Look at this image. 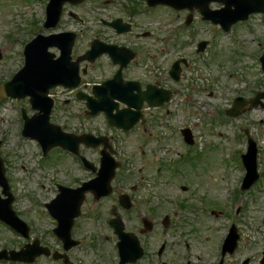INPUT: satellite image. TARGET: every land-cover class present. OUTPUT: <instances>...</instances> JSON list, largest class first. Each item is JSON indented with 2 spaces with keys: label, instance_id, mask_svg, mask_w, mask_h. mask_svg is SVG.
<instances>
[{
  "label": "rangeland",
  "instance_id": "374dc122",
  "mask_svg": "<svg viewBox=\"0 0 264 264\" xmlns=\"http://www.w3.org/2000/svg\"><path fill=\"white\" fill-rule=\"evenodd\" d=\"M46 1L0 0V47L5 48L0 61V82L10 79L23 66L24 44L38 33L49 34L65 30L79 32L84 28L85 31L77 37L73 48L75 56L88 50V42L91 43L94 39L91 36L140 49L142 56H146L147 62L145 69H142L145 64H136L137 72L144 74L148 71L149 76L154 75L161 81H164L166 76L168 77L166 83L179 89L177 96L166 105L167 107L155 111L158 114L155 120L159 124L155 125V130L163 131L166 137L162 150L159 151L161 160L169 162L170 158L176 159L175 149L185 150V147H189L180 138V129L190 127L195 135L191 159L185 160L182 166L170 161L171 166L178 170V175H170V177L178 179L181 178L180 175L186 174L185 182L181 181V183L187 184L189 178L193 181L188 190L193 198L191 197L189 201L193 200L195 212L192 213L198 220L194 224L189 222L193 215H189L190 211L185 210L172 218L173 230L183 231L190 237L198 258L211 259L218 263L220 256H216V244L221 242L218 241L219 237L227 234L226 224H231L228 220L230 212L234 214V223L236 222L240 241L236 251L225 257L224 264H242L246 258H250L248 264H260L264 250V109L246 108L235 118L225 115L227 122L221 124L211 121L210 116L201 117L194 106L203 99L213 107L211 110L215 111L220 107L228 108L233 97L238 94L252 97L264 90V76H262L264 74L261 73L259 63L264 53L263 14L251 15L246 23L233 25L232 33H228L222 32L218 25L203 21L197 10L194 12L191 24L186 26L184 21L189 14L187 10H175L164 5L148 7L144 0H85L76 6L66 4L59 25L55 29H45L43 28L45 10L42 6H45ZM129 5L136 13H128ZM211 7L219 8L221 4L214 2ZM69 10L84 19L83 22L69 16ZM115 17H120L129 23L133 22L132 31L127 34H117L100 23L101 18ZM143 33H149V36L143 37ZM235 34L240 43L235 42ZM201 40H207L208 46L204 52L197 53V44ZM238 44H241V47ZM144 50L148 52L145 54ZM51 51L57 52L55 48ZM180 57L188 59V66L183 68L182 78L176 84L171 81L168 70ZM111 71L112 68H109L102 59L97 60L90 66L89 77L108 75ZM22 107L26 108L29 115L34 113L28 98L0 99V158L4 161L6 176L15 197L13 207L21 218L28 222V218L30 219L33 225L30 241L37 237L42 245L61 251L62 246L55 242L51 233L54 225L52 219L46 216L43 200L49 201L52 196L51 179H67V177L75 179L81 174V170L76 165L73 166L70 157H65L57 149L42 156L35 141L23 137ZM69 107L76 109L78 105L71 101L64 107L63 113H66ZM217 115V120L223 122L224 114L217 112ZM161 119L165 120L168 128L160 125ZM73 120L75 119L71 118L70 122ZM73 128L86 129L94 133L112 132L101 117L84 120L82 123L74 121L69 129ZM245 129L249 131L258 146L257 162L260 178L251 187L253 192L241 195L240 199L232 202L230 200L232 194L230 193L229 196L225 191V181L228 180L230 189L234 190L235 186L239 185L238 180L242 179L244 171L227 169L226 166L231 168L241 165V154L247 147ZM217 132L221 133V136H217ZM239 134L242 138L238 136ZM129 135L119 144L121 152L125 154L120 173L122 177L132 178L137 176V170L141 166L139 159L135 157L140 155L139 147L144 146L149 158L152 156L148 142L141 144L143 136L137 132ZM232 146L234 148L230 153L228 148ZM152 150L156 151V148ZM67 168L72 170L67 171ZM152 168L146 169L150 173L147 179L155 181L157 177L154 179L155 176H152ZM40 173L42 176H39ZM85 176L84 172L83 177ZM166 176L165 170L163 178ZM148 187L153 190L152 186ZM236 192H239V188H236ZM0 195L3 196L1 186ZM187 205L191 206V203L188 202ZM239 207L241 211L237 213ZM212 211H220L222 214L217 213L218 217H216L211 215ZM86 220L87 229L94 233V237L105 232L101 229L102 221L89 219L88 215ZM14 234L11 228L0 223V245L6 244L7 249L18 250L25 244L24 242H28ZM91 238L93 236L88 240ZM172 247L175 248L173 245ZM90 249L87 244L81 249L72 251L71 254L77 261L99 259L98 255L90 253ZM35 261L37 262L33 264H55L52 259L45 256Z\"/></svg>",
  "mask_w": 264,
  "mask_h": 264
},
{
  "label": "flooded vegetation",
  "instance_id": "af4514ba",
  "mask_svg": "<svg viewBox=\"0 0 264 264\" xmlns=\"http://www.w3.org/2000/svg\"><path fill=\"white\" fill-rule=\"evenodd\" d=\"M113 20V19H111ZM110 20H106L109 22ZM133 28V22H130ZM113 43V42H108ZM121 46H127L133 50V58L123 66L122 62H114L109 54H103L97 60H103L112 71L108 75L100 77H89L90 66L95 64L86 61L80 63V73L82 78L77 88L69 86H57L50 90V97L54 101L50 121L53 124L61 126V128L78 136H86V140L79 145L80 154L84 156L88 162L85 164L80 157L71 155V162L81 170L78 178L55 179L53 180L52 198L55 200L56 208L61 207L62 212L67 213L68 218L71 215L79 214L74 217L71 227L73 240H76L78 246H74L69 251V261H57V264H218L216 261L201 260L195 254V249L190 237L183 231H174V221L172 218L178 216L181 212L189 210V222L197 223L195 217V205L193 200L189 201L193 195L189 193V188L193 184L189 178L187 184L185 182L186 174L180 175L181 178L174 179L170 175H178V170L172 167L171 162H175L178 166L186 158L194 152V146L185 147L186 157L179 159L170 158L161 160L159 151L162 150L163 143L166 140L163 131L155 130V125H159L155 120L158 117L156 110L164 109L166 105L177 95V89L169 86L166 83L168 77H164V81L149 76L145 71L138 73L135 69L136 64H145L142 69L146 68V56H142L141 50L135 47H130L123 43H113ZM145 54L146 52L144 50ZM55 53V52H54ZM59 51L55 53V58L59 56ZM78 55H73V61ZM144 58V59H143ZM143 59V60H140ZM71 63H65V73L60 76L61 79L69 78ZM85 70V71H84ZM120 70V76L116 83H113L107 94L109 99L118 102V109H128V112L118 113V117L129 125L134 122L130 129L114 128L111 133L98 132L94 133L90 130H72L69 129L74 121L81 122L101 117L105 122L104 113L91 115L88 110V100L98 99L93 96L94 86L106 81L114 79L117 72ZM169 75V72H168ZM170 77V75H169ZM182 75L180 77V80ZM171 81L172 78L170 77ZM179 80V82H180ZM69 80L67 83H70ZM174 82V81H173ZM177 84V83H176ZM120 94L131 101L129 108L126 103L117 98H113V94ZM84 98L80 99L78 96ZM167 96H172L168 100ZM71 101L78 105L76 109L69 107L66 113H63L64 107L68 106ZM76 113V114H75ZM71 118L75 120L71 121ZM156 121V122H155ZM163 125L168 128L164 119H161ZM106 123V122H105ZM151 128V129H150ZM190 128V127H188ZM150 129V130H149ZM78 131V132H77ZM139 133L141 136V144L148 142L151 158L144 146L139 147L140 155L135 156L139 159L140 165L136 177H122L120 173L121 167L116 171V175L112 180V192L108 195L99 196L98 191L89 188L84 190V193L78 191L84 183L91 181L98 173V168L101 166V157L103 152H110L109 149H104L105 144L114 145L116 159L119 163L124 162L125 154L121 152L120 143L123 138L129 137L132 133ZM183 129H180V138H184ZM90 134L94 136L93 139ZM190 134L195 142V135L190 128ZM184 140V139H183ZM156 148V151L152 148ZM180 149H176L174 153ZM67 155V151H64ZM183 150L180 154L183 156ZM176 154V153H175ZM148 155V156H147ZM153 162H152V160ZM160 159V160H159ZM64 163V161H61ZM60 162V163H61ZM151 169L152 176L157 177L155 182L147 179L150 174L146 169ZM72 170L67 168V171ZM167 171V176L164 177V172ZM84 172L86 174L83 177ZM120 176V177H118ZM181 179V180H180ZM148 186H152L153 190ZM177 190V191H176ZM163 194V195H161ZM190 202L191 206L187 203ZM89 212V213H88ZM87 215L89 219L102 221V227L105 232L94 237V233L88 230ZM55 225L57 221L55 220ZM107 232V233H106ZM88 240L89 237H92ZM169 239L171 242L169 243ZM72 243V242H71ZM62 244V242H61ZM89 244V251L95 256H99L96 261H77L71 252L76 249H81ZM119 245H123L125 251L132 253L131 258H122L119 254ZM175 246V248L172 247ZM136 258H132V257ZM230 262V260L228 261ZM226 263V261H223Z\"/></svg>",
  "mask_w": 264,
  "mask_h": 264
},
{
  "label": "water",
  "instance_id": "95a60500",
  "mask_svg": "<svg viewBox=\"0 0 264 264\" xmlns=\"http://www.w3.org/2000/svg\"><path fill=\"white\" fill-rule=\"evenodd\" d=\"M66 0H53L49 9H48V13H49V17L48 20L46 22V26L50 27V26H55L59 20L60 14H61V9H62V5ZM72 2L76 3V2H80L82 0H71ZM212 1H219L225 4V7L220 9V10H211L209 8V3ZM160 2H164V3H170L173 4L175 7L180 8V7H190L193 8L198 7L201 10V13L204 15V18L206 19H211L216 23H220L224 28L229 29L231 24L237 22L238 20L241 19H247L248 16L256 11H264V0H150V4L154 5ZM230 5H235L234 9H231ZM116 24V23H115ZM126 29V28H125ZM124 29V30H125ZM72 36V39L70 40H64L63 37L62 38H53V37H43V36H38V39L35 40L31 46H30V56L28 57V62H27V66L26 68L23 70L22 73L24 74H30L33 75L35 73H33L35 71V69L37 68L36 66V60L37 58H40L42 56H47L49 55L47 50V47L53 44H60L65 52L64 54H69L71 51V46L74 42V34H70ZM66 41L65 44H61V42ZM100 43L96 42L93 45V49L89 50L82 58H88L90 60H93L101 51L102 49H97L98 45ZM206 46V42H202L200 44V50H203ZM1 58V55H0ZM264 58V57H263ZM176 66V65H175ZM178 70H173L172 74H176L177 75ZM17 78H20V73L18 74ZM14 82V80H13ZM12 82V83H13ZM22 88H19V85H15L14 88L12 89L14 92H16L17 94L19 93H29V94H35L36 89L31 87L29 84H24L22 83L20 85ZM7 88V87H6ZM3 88L1 87L0 92H1V96H5L8 94V92L12 94V96L16 97L17 95L9 88ZM46 90V89H44ZM20 96V95H18ZM264 96V93H263ZM33 103V106L36 108L38 105H36L34 99L31 100ZM103 102V101H102ZM244 103H241L240 105H243ZM252 104H257V101H253ZM100 108H104V109H108L109 113L111 112L112 108H110V104H103L99 107ZM98 110V109H97ZM96 110V111H97ZM94 111V112H96ZM49 111L46 110V115H48ZM36 117H33L31 119L26 120V124H25V134L27 132H33L36 133L39 130V121H37L35 119ZM46 120V116L44 118ZM110 123L113 125L115 124V122L112 120H110ZM57 131V133L60 135L59 130L56 128L55 129ZM27 131V132H26ZM32 133V134H33ZM28 134V133H27ZM52 135L53 138L51 140H49L50 142L54 141L55 143H51L48 146V148L50 146L56 145V144H61L64 147L69 148L68 144H69V140L65 139V138H61L59 137V135ZM251 143V148L250 151L251 153L249 155H251L253 158H250L249 155L246 156V163L248 164V168H249V174L247 176L246 179V186H250L252 184V182L255 180V178L257 177V166H256V161H255V156H256V146L254 142H250ZM105 165V163H104ZM111 169L112 167L106 166V167H102L101 169V175L100 178L106 179L107 181L109 180V176L111 174ZM113 170V169H112ZM113 175V173H112ZM111 175V176H112ZM111 178V177H110ZM0 184L4 187V194L8 195L9 197L6 199H1L0 198V217L3 218L4 220L9 221L10 223L17 225L18 223V218L16 217L15 212L12 210V206L11 203L13 201V197L9 192V185L7 182V179L4 175V167H3V163L2 161H0ZM103 185H105L104 183H102ZM68 221H67V217L66 218H62V222L60 224V228H59V234L66 238V228H68L67 225ZM19 228V226H18ZM23 232H25V230L20 229ZM237 240H238V236L236 235V229L234 228L232 230V232L230 233V236L228 237L226 244H225V249L229 250L230 253H232L236 247H237ZM27 248H31L32 251L24 253V255L26 254V257H21V258H26L28 260L34 259L35 256L41 254V253H48V250H46L44 247H39L37 246V244L34 245H27ZM24 252V251H22ZM21 256V255H20ZM262 264H264V258L261 262Z\"/></svg>",
  "mask_w": 264,
  "mask_h": 264
}]
</instances>
